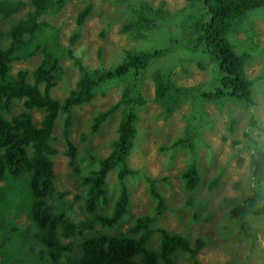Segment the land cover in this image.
I'll list each match as a JSON object with an SVG mask.
<instances>
[{"label": "rangeland", "instance_id": "374dc122", "mask_svg": "<svg viewBox=\"0 0 264 264\" xmlns=\"http://www.w3.org/2000/svg\"><path fill=\"white\" fill-rule=\"evenodd\" d=\"M20 1L23 3L17 10L7 13L0 10L1 46L7 45L9 39L6 30L23 19L27 12L36 9L33 0ZM142 1L146 6L155 8L162 5L170 15L165 18L159 16L150 24L145 23L141 32L146 35L136 38L131 32L120 31L123 22L120 23L119 20L123 21V18L129 20V16L119 14L117 9L123 7H116L115 4L121 6L123 2L117 0H64L59 7L57 4L53 5L51 11L54 12L41 9L37 15L53 24L56 31L55 50L61 53L59 55L61 71L58 79L52 84L50 94L58 100L65 99L78 77V67L73 56L91 69H95L98 66L106 67L122 61L125 50L167 48V52L153 59L150 67L141 75L138 84L145 101L137 109L138 134L135 146L127 158L129 166L137 169L138 173L125 176L129 193L127 212L121 215L120 220H117L109 231L126 232L132 219L153 213L155 198L151 195V189L153 190L154 186L163 195L164 208L154 217L152 226L155 229L164 227L170 232L180 233L189 238L192 244L197 236L203 239V244L191 257L179 248L168 264H264V212L258 211L264 204V184L255 182L250 171L251 154L260 156V150L264 151V6L248 11L238 22L235 30L229 33L230 40L233 39L237 43L234 45L235 51L250 54L244 56V72L253 81L252 101L246 105L237 99L229 98L220 100L216 105L214 100H202L203 115L196 125L198 134L194 136L200 180L194 190L188 191L183 187L177 174L184 167L185 156L190 155V150L186 148H190L179 149L181 151L173 152L175 157L170 158V152L159 147L171 139L183 136L186 123L194 116L188 114L187 104H183L180 110H174L167 118L159 116L160 107L153 98L154 85L151 79L156 69L152 70V66L168 68L173 72V79L180 85L203 82V90H214L219 86L218 63L208 52L188 47L191 42L193 21L207 19L208 14L199 1ZM87 3L91 4V11L84 22L78 24L77 12ZM160 12L162 14V10ZM74 34L79 36L75 39ZM40 39L41 47H54L52 37L41 36ZM100 48L101 55L98 54ZM67 49H71L72 57L68 55ZM41 56L40 48L34 53L24 50L10 62L9 71L14 73L22 68L31 73ZM198 62L204 64V68H201ZM30 78L28 75V79ZM43 84L40 82L39 87L44 88ZM121 86V80H116L97 90L94 98L74 105L72 107L74 117L69 128L66 127L67 115L63 109H59L54 117L49 141L55 149V153L50 156L53 160V183L55 195L68 202L63 204L53 199L50 202L53 207L54 203L62 204L69 215L73 214L77 218L92 216L87 215L82 207L83 193L86 190L82 176L88 175L94 167L93 158L109 153V142L116 136L119 110H113L97 130L89 133L92 114L116 103L120 98ZM22 101L23 98L14 101L11 113L21 110ZM32 115L33 121L38 123L43 113L37 107L32 109ZM184 115L187 117L183 118ZM190 124L193 127L195 125ZM85 132L88 133L86 138H83ZM66 133L67 136L64 135ZM69 140L76 148L73 160L66 154V142ZM252 163L255 165L254 161ZM116 175V170L111 169L106 177L111 191L108 202L103 204L106 211L112 207L117 197ZM214 175L220 176L219 182L215 188L210 189L207 182ZM147 176L153 181L147 180ZM62 192L64 193L61 194ZM189 196L192 199L191 203L186 201ZM247 196L254 197L247 199ZM244 201L255 211L246 213L243 218L245 224L242 226V220L236 218L230 206L232 202ZM194 213L197 217H194ZM13 214L14 212L5 215L4 218L1 217V226L13 221L15 225L20 226V230L18 228L16 232H22L24 236H34L35 231L31 229L26 212L20 211L16 216ZM97 228L99 226H96ZM156 231L149 240V244L154 248L159 246ZM106 232L111 234L107 230ZM3 238L0 234V242ZM24 238L18 239L8 251L0 253V264L38 263L37 260L33 261V257L27 256L28 254L18 252L17 246ZM65 241H68V238ZM32 242H35V239ZM9 243L6 245L9 246ZM77 249L79 247L74 244L72 250L63 257L65 260L62 264H71Z\"/></svg>", "mask_w": 264, "mask_h": 264}, {"label": "trees", "instance_id": "16d2710c", "mask_svg": "<svg viewBox=\"0 0 264 264\" xmlns=\"http://www.w3.org/2000/svg\"><path fill=\"white\" fill-rule=\"evenodd\" d=\"M33 1L36 9L27 12L23 19L9 27L6 30L9 34L7 45H0V219L12 212L16 216L18 212L24 211L35 235L24 236L22 232H16L20 226L15 225L13 221L4 226L0 223V234L4 237L0 242V253L8 251L18 239L25 237L17 246V250L20 254L25 252L35 259L41 257L40 261L37 260V264H44L43 262L62 264L65 260L63 254L65 256L71 251L74 244L79 249L74 252L76 256L71 264H159L158 262L168 264L179 248L191 257L203 244L202 237L197 236L192 244L189 238L180 233L170 232L164 227L155 229L152 226L154 217L164 208L163 195L156 187L154 190L151 189V195L155 198L153 213L132 219L126 232L109 231L110 227L120 220L122 214L127 212L128 195L125 176L138 173V170L131 168L127 162L138 134L137 109L145 101L138 84L141 75L150 67L153 59L167 52V48L125 50L122 61L119 60L120 62L106 67L98 66L95 69L86 67L73 56L78 67V77L65 99L58 100L50 94L52 84L58 79L61 71L59 63L61 53L55 50L56 31L53 24L37 15L41 9L50 12L54 4L59 7L64 0ZM117 1L123 2L121 6L115 4L116 7H123L117 9L119 14L129 16V20L124 18L123 21L119 20L120 23L123 22L120 31L131 32L135 38L146 35L141 32L145 23L150 24L159 16L165 18L170 15L162 5L155 8L146 6L142 0ZM196 1L201 2L208 17L193 21L191 42L188 47L192 50L201 49L208 52L218 63L220 85L214 90H203V82L180 85L173 79V72L164 66L158 68L152 66V70H156L151 75L154 85L153 98L160 107L159 116L167 118L174 110H180L183 104L188 105V114L194 116L186 123L183 136L171 139L159 147L170 152V158H174L175 153L181 151L179 149L190 148H186L190 150V155L185 156L184 167L177 174L183 187L188 191L194 190L200 180L193 137L198 134L196 125L203 115L201 107L203 101L214 100L216 105L220 100L229 98L237 99L246 105L252 101L253 81L244 72V56L250 54L236 52L234 45L237 43L233 39H231L233 42L230 40L229 33L235 30L238 22L248 11L264 6V0H187V2ZM22 3L20 0H0V10L4 13L17 10ZM90 11L91 4H85L78 10L76 22L82 24ZM41 36L52 37L54 47H41ZM78 36L74 34L75 39ZM39 47L43 55L31 73L22 68L14 73L9 71L10 62L16 55L24 50L34 53ZM67 52L72 57L71 49H67ZM101 53L100 48L98 54ZM198 64L201 68L205 66L201 62ZM28 75L31 76L30 79ZM119 79L122 83L119 100L105 110H96L92 114L89 133L97 130L113 110H119L116 136L109 142V153L103 157L93 158L94 167L88 175L82 176L86 187L82 207L87 215L92 216L77 218L73 214L69 215L62 204L54 203L55 207H53L50 202L51 199L63 204L68 202L61 196L59 198L55 195L53 183L54 169L50 156L55 153V149L49 141L54 117L59 109H63L67 115L66 127L69 128L74 117L72 112L74 105L94 98L97 90ZM40 82L44 83V88L39 87ZM20 98H23L21 110L11 113L12 104ZM37 107L41 109L43 115L41 120L35 123L32 109ZM185 117L187 116L184 115L183 118ZM189 122L195 124L194 127ZM87 133L85 132L83 138H86ZM64 135L67 136V133ZM66 145V154L73 160L76 156V148L70 140ZM173 152H175L174 156ZM258 156L259 154L257 156L255 153L251 154L250 171L255 182L264 184L262 149ZM75 169L78 172L77 166ZM111 169L116 170L118 190L112 207L106 211L103 204L108 202V196L111 194L106 177ZM219 177L214 175L209 179L207 184L210 189L216 187ZM146 179L153 181L149 176ZM190 197L186 200L187 203L192 202ZM253 197L247 196V199ZM76 198L77 196L74 197L75 200ZM230 208L236 218L242 220V226L245 224L243 218L246 213L255 211L246 201L232 202ZM258 211L264 212V204L258 208ZM229 215L232 214L229 212ZM194 217H197L196 213ZM5 220L6 218L3 222ZM96 226L99 228L96 229ZM106 230L111 234H107ZM155 230L159 236V246L157 245L156 248L149 244ZM67 238L68 241H65ZM34 239L35 242H32ZM7 242H10L9 246L6 245Z\"/></svg>", "mask_w": 264, "mask_h": 264}, {"label": "clouds", "instance_id": "9594fccd", "mask_svg": "<svg viewBox=\"0 0 264 264\" xmlns=\"http://www.w3.org/2000/svg\"><path fill=\"white\" fill-rule=\"evenodd\" d=\"M39 48H40V50H41V47H39ZM39 48H38V49H39ZM42 55H43V54H42ZM41 57H42V56H41ZM75 58H76V56H75ZM78 59H79V58H78ZM79 60H80V59H79ZM80 61H81V60H80ZM82 64H83V63H82ZM83 65H85V64H83ZM85 66L88 67L87 65H85ZM88 68H90V67H88ZM90 69H91V68H90ZM117 124H118V123H117ZM195 136H197V135H195ZM193 141H194V137H193ZM102 157H103V156H102ZM149 177H150V176H149ZM61 240L64 241V239H61ZM24 253H25V252H22L21 254L24 255ZM25 254H26V253H25ZM27 256H29V255H27ZM30 257H31V256H30ZM63 257H64V254H63ZM35 260H39V261H40V260H41V257H38V258H36V259L33 258V261H35Z\"/></svg>", "mask_w": 264, "mask_h": 264}, {"label": "bare ground", "instance_id": "6f19581e", "mask_svg": "<svg viewBox=\"0 0 264 264\" xmlns=\"http://www.w3.org/2000/svg\"><path fill=\"white\" fill-rule=\"evenodd\" d=\"M125 182H126V179H125ZM153 190H154V186H153ZM127 195H128V198H129L128 187H127Z\"/></svg>", "mask_w": 264, "mask_h": 264}]
</instances>
